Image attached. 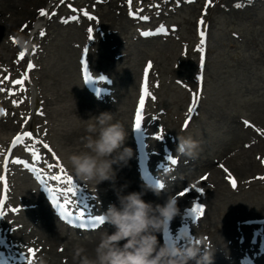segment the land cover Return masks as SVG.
Masks as SVG:
<instances>
[{
	"label": "rangeland",
	"instance_id": "obj_1",
	"mask_svg": "<svg viewBox=\"0 0 264 264\" xmlns=\"http://www.w3.org/2000/svg\"><path fill=\"white\" fill-rule=\"evenodd\" d=\"M57 1L59 2L56 0L53 5H56ZM86 1H89L90 4L85 5ZM131 1L129 3V0H65L57 9L59 23L52 27V23L55 22L49 17H45L39 21L42 30L35 31L33 34L30 33L31 26L36 22L38 12L44 8L47 0H38L36 3L28 2L29 6L25 7L26 11H18V18L14 21L13 26L4 31L5 36L2 35L3 39L11 40L10 42L15 45L14 51L9 54V57L12 56L11 59L14 61L18 60L19 51L26 49V43L30 39L31 46L35 44L38 46L41 42L39 48H47L48 51L43 50L40 53V59L43 61L42 67L31 70L26 78L29 89H26L24 100L20 105V109L23 110L18 113L19 117L16 116L20 121H26V119L31 121L30 126L24 124L22 129L26 126L33 135L24 138L22 143L15 146V149H18L16 157L19 160L21 154H26L25 150L35 149L39 156L48 160L46 149L41 146L40 142H37L38 139L43 144L48 141L52 148L64 145L63 139L70 138L71 140L72 138V141L75 142L76 139L79 140L78 137L84 135L86 120L99 115L101 112H110L114 114L115 119L123 123L127 133L125 146L131 149V156L126 163L119 166L113 165L116 169L114 181H117L124 191L141 192L145 201L152 202L154 205L163 204L169 195L174 196L177 192L165 195L160 191L157 195L150 189L151 187L147 182L143 180L144 184L142 183V179L140 180L137 176L136 147L130 135L131 114L135 101H138L140 97L138 91L141 92L139 83L141 70L151 62V72L149 71L151 78L148 79L151 80L153 90L150 91L151 97H147L146 107H148V114L152 112L151 114L154 116L155 126H150L156 130L159 122L158 127L162 131L156 132H167L165 139L160 140L153 137L152 131L146 132L150 155L154 161L164 162L167 153L176 155L178 137L190 135L199 141L200 148L195 159L181 156L177 161V163L188 161L193 166L180 170L178 175L183 178L177 179V184L181 189L190 187V185L193 186L199 178L204 176L203 173L209 169H217L218 162L227 163L224 161V153L230 154L244 143H248L251 147L250 141H253L252 138L255 137L259 139L257 142L254 141L251 149L257 148L256 145L260 146L264 141L261 137L264 136V131L255 133L259 131V127H264V0ZM53 9L55 10V7ZM126 9L129 11H123ZM107 10L110 12H106ZM204 10L206 15L202 16L201 12ZM200 15L204 17L203 21L206 22L198 25L197 20ZM112 16L116 17L113 21L112 18L110 19ZM20 21L21 23H18ZM158 24L163 25L165 30L158 31L156 28L159 26ZM202 25L206 31L207 40L206 51L202 55L203 63L202 57L198 58V50L196 49L199 37L198 28ZM89 29H91V33ZM41 32H44V35H40ZM146 32L149 33L142 35ZM90 35L93 37L91 40L89 39ZM31 36L34 37L31 38ZM106 36L110 40L103 38ZM85 49H87L85 62L91 64L94 72H102L109 77V82H106L107 84L102 83L101 85H105H100V90L109 86L111 77L112 89L116 88V91L101 95L99 91L95 94L84 86L83 78L79 72L81 65L79 54L82 56ZM33 60L38 61V64L42 63L36 58ZM200 60V63L203 64V70L199 72L202 74L201 81L203 83H201L199 93V105L194 113L188 115V119L191 117V121L184 129L180 120H183L185 116L188 98L192 99L191 93L193 92L194 81L197 79V67H199L197 63ZM25 62V60L21 61L19 71L9 74L10 78L16 76L21 78L25 75ZM45 66L46 69H44ZM121 68L122 70H120ZM31 84L34 86L38 84V87H43L48 97H60L61 104L67 107V110L65 113L59 110L57 116L65 118L74 115L77 124L73 129L67 127L64 133L60 135L58 134L60 131H54V129L49 131V128L44 127L47 122L44 120L45 116L36 115L40 107V98L36 95L37 90L34 93L35 104H31L33 98ZM47 84L50 89L47 88ZM61 88H68L70 93L63 92ZM190 104L192 102H189L187 109ZM245 121L251 126L257 125L259 127L251 128L249 127L250 124L247 125ZM42 123L45 125L42 126ZM148 124H146L144 117L145 128L149 127ZM176 130H180V134H176ZM0 132H4L3 135L6 133L5 129ZM252 132L255 134L254 136L250 135ZM39 133L43 139L35 136ZM246 137L247 140L249 138V142L245 141ZM4 146L5 141L0 142V151ZM166 148L169 149L163 150L161 155L156 154V151ZM21 159L27 161L26 158ZM205 163L206 165H204ZM222 163L220 164L222 165ZM186 164L188 165V163ZM41 165L39 166L41 170L51 171L48 165ZM176 166L178 167V165ZM263 168V166L252 168L248 174L255 175L256 173L259 176L264 174ZM13 173L16 176L22 175L20 177L23 180L20 186L22 185L29 193L31 201L38 202L40 209L50 218H53L51 224L57 225L55 228L59 227L64 232L73 230L72 233L80 235L85 232L70 228L54 217L56 209L49 206L42 192L36 190L41 184L36 175L34 176L31 172L21 168L20 165ZM54 174L59 175L55 172ZM235 176L239 185L236 189H233L231 185H225L227 182L224 179L226 189H230L231 192L226 195L228 198L213 193L202 196L207 200L206 203L200 202L204 209V215L199 216L200 218L203 217L204 221L210 222L209 229L213 231L214 236L223 234L220 227H223L229 216H231L233 226L236 227L238 223L243 225L242 216L264 214V210H258L259 204H262V207L264 205V179H253L250 188H241L242 177ZM75 180L73 177L71 184L63 183L68 187L76 186ZM44 184L48 186L47 183ZM55 184L57 183H51L49 186L52 187ZM97 185L93 188L100 189L98 201L103 204L108 195L114 193L116 189L112 186V181H103ZM52 188L56 189L55 187ZM31 194L34 195V198ZM19 196L22 197V194ZM79 199L75 195L66 197L62 202L79 201ZM235 203L239 204L241 209L247 206H251L252 209L247 212L240 211L241 214L238 216L234 215ZM178 208L181 213L177 221L178 225L176 223V229L178 236L181 234L182 240L180 242L178 240L176 244L183 245L185 240L182 234L187 231L188 227H179V222L184 220L181 214L186 206L179 202ZM92 209L87 212H92ZM187 211L190 212V208H187ZM195 225L199 227L198 224ZM51 229L53 230V228ZM246 230L249 231L250 229L246 228ZM202 233V229L198 228L189 235L196 237ZM207 233L209 236L211 235L209 231ZM230 235L233 236V234ZM157 238L161 242L160 231L157 233ZM259 239L258 244L262 246L263 252L255 255L254 264H264V237ZM235 264H237L236 260Z\"/></svg>",
	"mask_w": 264,
	"mask_h": 264
},
{
	"label": "bare ground",
	"instance_id": "obj_2",
	"mask_svg": "<svg viewBox=\"0 0 264 264\" xmlns=\"http://www.w3.org/2000/svg\"><path fill=\"white\" fill-rule=\"evenodd\" d=\"M55 1L56 0H47L44 8H42V10H44V12L46 13L45 15L41 16L40 15L41 9L39 10L38 16L36 18V22L31 26L32 28L30 31L31 34H33V32L35 31L37 32L38 30H42L40 29L39 21L45 19V17H49L50 20H53V22H55L52 23V27L55 24L59 23L60 20L58 19L59 14L57 13L58 11L57 9H59L58 8L59 5H61L65 0H59V2L57 1L58 2L56 4L57 7L56 5H53ZM28 2L36 3L38 2V0H0V89H3L2 91H0V131H4L5 129L6 132L5 135H7L8 137L6 141L0 140V142L5 141V146L0 151V176L4 177V180H0V200L4 201V206L0 207V210L4 212L6 211L5 212L6 218L5 216L3 218H0V264H28L29 260H31V262L36 261L37 264H74L73 254H74V249L76 247L82 246L86 249V252L89 256L93 255L94 248L99 241L101 232L104 229L111 232L113 231L112 227L110 225L105 224L103 225V228L99 226L95 229L88 228L85 230V232H82V235L72 233L73 230H71L70 232H64L59 227L55 228L57 227V225L51 224L53 218H50L46 213L43 212L42 209H40L38 202L31 201L29 199V193L26 192V190L22 187V185L20 186L21 181L23 180V178L20 177L22 175L18 174V176H16L13 173V171L18 168V165L21 166V164H25L26 162L30 161L29 162L30 166L27 165V168H30L29 169L30 171L36 173V176L40 178L42 183L48 184V186L44 184V188H40V190L48 193L50 197H56L59 203L65 204V208H64L65 210L62 209L64 213L63 217L59 215L57 217L59 219H63L68 215V213H71V211H75V210L83 211V214L87 215V211L91 210L92 208H93L92 213L90 214L101 216L106 211L109 204L118 205V200L116 196L117 191H122L123 193H126L127 190L124 191L117 181H112V186H114L116 191L111 195H108L106 202L101 204V202L98 201L99 199L98 193L100 189L99 188L97 190L94 189L93 185L85 184L75 176V174L66 165L65 160L61 155L60 145L59 147L56 146V148H52L49 146V149L45 150L47 152L46 153L47 156L49 157L48 160L44 159L42 156H39V154L34 149V150H25L26 154L20 155L19 160L22 161L23 163L16 164L12 162L13 160L18 159L16 157L17 156L16 151L18 149H15L16 145H13L12 141L18 134L27 132L25 130L26 126H24V129H22V126L24 124H26L27 126H30L31 124V121L28 119H26V121L23 120L20 121L19 119H17L18 113L23 110L22 108L20 109V105L22 104V100H24L23 95L25 93V89L28 88L26 83V78L30 74L31 70L35 69L36 67L38 69L42 67L43 61L42 59H40L41 58L40 53H42L43 50H46L45 52L48 51L47 48H39L41 42L40 45L38 46L36 44L31 46V41H30L31 39H30L26 43L27 44L26 49L19 51L17 55L18 60L14 61L13 59H11L12 58L11 55H10L11 57H9V54L14 51L15 45H13L10 42L11 40L8 41L6 39H3L2 35L4 34L5 30H8L13 26L14 21L18 18L17 16L18 11H26L25 7L29 6ZM89 4H90L89 1H86L85 5H89ZM54 7L55 10L53 9ZM118 10H122V9L119 8ZM123 11H129V10L126 9ZM106 12H110V11L107 10ZM132 14L133 12L131 13V15ZM201 15L205 16L206 11L205 10L202 11ZM111 18L112 21L114 20V18L116 19V17L113 16L110 17V19ZM203 18L204 17H200V22L203 21ZM205 22L206 21H203V23ZM18 23H21V21ZM158 25L159 26L158 27L156 26V28H158V31H160V29L163 28L162 27L163 25L160 24ZM203 29H204L203 27L200 28L201 31H203ZM164 30L165 28H163V31ZM5 35L6 34H4V36ZM32 37L34 36H31V38ZM103 38L110 40L109 38H107V36ZM20 53L24 54L23 57L20 56ZM114 54L116 55V53ZM115 55L114 57H117ZM82 56H84V54ZM34 57L37 60H39V62L41 61L42 63L38 64V61L35 62L33 60L35 59ZM199 57L201 58L200 55ZM22 60H25L26 61L25 63L27 64L25 75L21 78L17 76L15 78H10V75L12 73L19 71V64L21 63ZM29 61L34 65L33 69H28ZM80 61L83 67L82 70L83 75H87L89 74V72L93 71V68H91V66H89L88 63L85 62L84 58H80ZM147 65L148 64H146V66ZM198 66H199L197 67L198 72L196 74L197 79L194 81V88H193V92L191 93L192 99L188 98L186 103L185 112H184L185 116L183 118L184 122L186 119H188L189 113L187 112L188 110L187 106L189 105V102L193 101L194 94H198V99L195 103V108L192 111V113H194V111L197 109L199 105V99H200L199 93L201 90V83H203L201 81L202 74L199 71L203 70V64L198 63ZM44 69H46V66L44 67ZM144 69L145 67H143L140 73L141 75L139 82L140 90L144 82ZM120 70H122V68ZM149 71L151 72V68ZM97 73L98 72H93L91 74L93 78L86 76L87 77L86 80L95 86L101 85L102 83H106L105 81L101 80V77H99V79L97 78L98 76L96 75ZM150 74H148L149 79L151 78ZM148 78H147L148 92L150 93V91H152L153 88H152L151 80H149ZM14 80H23L24 82L22 84H14L13 83ZM24 84H26V86H24ZM35 85L37 87L32 84L30 85L31 91L33 92L32 93L33 98L31 104L32 103L35 104L34 93L37 90L36 95L40 98L39 100L40 107L38 109V112H36V115L42 114L45 116L44 120H47L46 125L45 123H42L41 125L42 126L45 125L44 127L49 128V131L51 129L52 130L54 129V131L55 130L60 131L58 133L60 135L64 133L67 127H69V129L70 128L73 129L74 126L77 124L76 119H74V115L65 118L64 117L62 118L61 116H57L59 110L64 113L65 110H67V107L61 104L60 97L59 96L48 97L43 87H38V84ZM104 85L105 84L101 86ZM111 85L112 84L110 77L109 86L104 88V90H100L101 88L100 87L99 93H101V95L104 94L107 95L109 92L112 93L113 91H116L117 89L116 88L112 89ZM47 88H49L48 84H47ZM61 89L63 92L67 94L70 93L68 88H61ZM147 97L150 98L151 96L145 97V106L142 112L143 119L141 122L144 123V117H145L146 124H148L149 122L148 125L150 128L149 127L145 128L144 126L143 133H141L140 131H137L138 128L134 126L135 121L130 122L131 135L133 138V143L135 144L136 147V154L139 153V157L138 159H136V168L138 170V175H140V179L147 182V184L151 187L150 189H152V187L155 186L157 183L162 182L164 185L163 189L161 190L162 194L168 195L170 193L177 192V194L174 195L176 197L177 208L179 202H181L184 206H186V209L181 214V216L184 217V220L179 222V227L181 228L188 227L187 232L189 234L194 233L195 230L198 228L202 229L203 233L196 235L195 237L196 242H203L206 247H214L213 264H235V260L237 264H254L253 258L255 257V255L257 253L263 252L262 246L258 244L259 243L258 239L264 237V214L249 216V217L242 216L243 225L238 223L236 227L233 226L231 216H229V218L226 220V223H224L223 227L222 228L220 227V231L223 232L222 234L223 237H221L222 236L221 233L218 236H214L213 231L209 229L211 225L210 222L204 221L202 219L203 217L200 218L199 215L194 216L193 214L187 211V208L191 209L197 205H201V203H206L207 198L202 196H205L206 194L209 193L223 195L224 197L226 195H229L231 193L229 191L230 189L228 190L225 187V185H231L227 178L229 174L233 178L236 177L235 175L242 177L241 188L242 187L250 188L251 185L253 184V179L256 180L257 178L264 177V174L257 176L255 172H254L255 175L254 174L251 175V173L248 174V171L251 170L252 168L259 166L264 167V162H262L264 161V141L262 142V144H260V146L256 145L258 149L257 148L251 149L254 144V141L257 142L259 138L255 137L252 138L253 141H250L249 138L247 140L246 137L245 141L246 142L250 141L251 147H249L248 143L247 144L244 143L243 145L238 147L234 152H231L230 154L224 153V161L227 162L226 164L225 163L223 164L221 161L218 162L217 169L216 168L209 169V171L203 173L204 174L203 177H206V179L202 180L201 178H199L195 182L196 186L190 185V187H186V188L183 187L181 189L177 184L178 183L177 179L181 180L183 177L179 176L178 173L181 172L180 170L193 166H191L188 161L186 162L181 161L176 164H172L169 157H173V156L177 157V155L173 153H167L164 162H161L160 160L156 162L153 160L152 156L150 155L151 151L147 147V142H145L147 140L146 132L152 131L151 133H153V137L159 140L165 139V133L167 134V132H162V133L156 132L159 130L162 131L158 127V125H160L159 122L157 124L156 130L150 126L152 125L154 127L155 123L153 119L154 116L153 114H151L152 112L148 114V110H147L148 107H146ZM13 101H15V103H13ZM138 103L139 102H137V104ZM137 104H136V108L138 107ZM50 114L52 117L50 116ZM67 115H71V114H67ZM188 120L190 123L191 117ZM255 126L259 127L257 125H253V126L249 125V127L251 128H255ZM183 128L185 129L184 124H183ZM263 128L264 127L262 128L259 127L258 132H255L254 130L253 131L255 133H261L264 131ZM0 133L3 134L4 132H0ZM169 134L174 135L173 133L170 132ZM176 134H180V130H176ZM250 135L254 136L255 134L252 132ZM35 136H39L41 139H43V136L40 133L36 134ZM261 137L264 139V136ZM78 138L80 139V137ZM63 140H64V145H75L79 141L78 139H76V141L74 142L72 141V138L71 140L70 138ZM37 142H40L41 146L43 147L44 144L39 139L37 140ZM45 142L46 144H48V141ZM138 145L141 146L138 147ZM168 149L169 148L162 149L161 151H156V154L161 155L164 152L163 150H168ZM33 152L37 154L40 158L32 159ZM5 157H7L8 159L7 167H5V163H4ZM57 157L59 159H57ZM21 158H26L27 161H24ZM186 163H188V165ZM220 163H222L223 168L221 167ZM41 164L48 165L51 171L48 172V170H44V171L41 170L39 168V166H42ZM176 165H178V167ZM204 165H206V163ZM61 166L68 175H71L76 179L74 182H76L77 185L71 186V188H73L74 190V194L65 192V189L68 188V186H66L63 183L66 182L65 179L59 181H53L51 179L52 176L56 175L54 174V172L61 175V171H60ZM225 169H227V171H225ZM224 179L228 184L226 183L224 185ZM54 182H56L57 184H55V186L52 187H55L56 189H53L52 187L49 186L51 183L54 184ZM5 183L7 185L6 187H5ZM185 190L187 191L185 192ZM181 192H185L183 196L179 195V193ZM192 193L195 194L191 195ZM20 194H22V197L19 196ZM31 195L34 198V195L33 194ZM75 195H77L80 198L79 201H71V203H68L67 205L65 202H62V200L65 199L66 197H71ZM226 197L228 198V196ZM258 207H259L258 210H264V205L262 207V204H259ZM13 208H17L19 209V211L13 212L12 211ZM251 209H252L251 206H247L241 209L239 207V204L235 203L234 215L238 216V214H241L240 211L247 212L250 211ZM180 213L181 211L178 208V213L170 220L165 221L164 226L160 230V239H161L160 243L172 244L176 242L178 243V240L179 242L182 240L181 234H179L178 236V232L176 229V223L178 221ZM194 223L198 224L199 227ZM50 225L53 227H51ZM51 228H53V230ZM246 228L250 230L248 231L246 230ZM207 231L210 232L211 237L209 236ZM220 231L218 230V232ZM230 234H233V236H231ZM228 235L229 237H226ZM29 248H33L36 250L34 255L29 254L28 252Z\"/></svg>",
	"mask_w": 264,
	"mask_h": 264
},
{
	"label": "clouds",
	"instance_id": "obj_3",
	"mask_svg": "<svg viewBox=\"0 0 264 264\" xmlns=\"http://www.w3.org/2000/svg\"><path fill=\"white\" fill-rule=\"evenodd\" d=\"M85 122L84 135L77 144L63 145L60 152L81 182L96 187L103 181H114L116 169L113 165L126 163L131 149L125 146V127L114 114L101 112ZM7 139V135L0 134V140ZM199 148L200 142L190 135L177 138V158L195 159ZM163 187L162 182L157 183L152 191L159 195ZM117 200L118 205L109 204L101 215L103 223L99 225L102 228L110 225L113 231L104 229L101 232L91 256L84 247H76L74 264H213L214 247L196 242L195 236L187 231L182 234L183 245L159 242L157 233L166 220L178 213L175 196L169 195L163 204L154 205L145 201L141 192L117 191Z\"/></svg>",
	"mask_w": 264,
	"mask_h": 264
},
{
	"label": "snow or ice",
	"instance_id": "obj_4",
	"mask_svg": "<svg viewBox=\"0 0 264 264\" xmlns=\"http://www.w3.org/2000/svg\"><path fill=\"white\" fill-rule=\"evenodd\" d=\"M129 3H131V0H129ZM237 6H239V5H237ZM45 14H46V13L44 12V10H40V15H41V16H43V15H45ZM130 14H131V13H130ZM85 15H87V13H85ZM144 19H147V17H144ZM201 23H203V21H201ZM160 30L163 31V28H161ZM89 32L91 33V29H89ZM40 35H44V32H41ZM144 35H147V33H144ZM200 35H201V41H200V44L202 45L203 42H204V41H203V36H204L203 31H201ZM89 39L91 40V39H93V37L90 35V36H89ZM85 52H87V49H85ZM23 55H24L23 53H20V56H21V57H23ZM82 63H83V62H82ZM202 63H203V57H202ZM151 66H152V65H151V62H149L148 65H147V66L145 67V69H144V82H143V84H142V88H141V94H140V97H139L138 107H137L136 110H135V125H134V126H135L136 128H139V127H140V125H141V121H142V119H143L142 112H143V109H144V106H145V97L151 95V93L148 92V83H147V78H148V74H149V70H150ZM33 68H34V65L29 61V62H28V69H33ZM25 78H26V77H25ZM101 78H102V77H101ZM5 79H7V78H5ZM85 79H87V77H85ZM23 82H24L23 80H14V81H13L14 84H22ZM2 90H3V89H0V91H2ZM152 98L154 99V97H152ZM197 99H198V94H194V95H193V101H192V104H190V106H189V108H188V113H189V114L192 113V111L194 110V105H195ZM13 103H15V101H13ZM189 118H190V117H189ZM188 123H189V120L186 119L185 122H184V127H185V128H187ZM245 123L247 124V121H245ZM32 135H33V134H32L31 132H24V133H22V134H18V135L13 139L12 143H13V145H16V144L22 143L25 137H31ZM43 147H44L45 149H49V145H48V144H44ZM39 158H40V157H39L37 154H35V153L33 152L32 159H39ZM57 159H59V158L57 157ZM169 159L171 160V163H172V164H176V163H177V161H176L175 159H172L171 157H169ZM12 162H13V163H16V164L23 163L22 161H20V160H18V159H17V160H13ZM262 162H264V161H262ZM4 163H5V167H7V164H8V159H7V157H5V161H4ZM221 167L223 168V165H221ZM60 171H61V175H54V176L51 177V179H52L53 181H59V180L65 179V181H66L67 184H71V183L73 182V177H72L71 175H68V174L64 171V169H63L62 166L60 167ZM225 171H227V169H225ZM227 178H228V180H229V183L231 184V187H232L233 189H236V188H237V182H236L235 178H233L230 174H229V176H228ZM201 179H202V180H203V179H206V177H202ZM259 179H264V177H260ZM0 180H4V177H3V176H0ZM6 186H7V185H6V183H5V187H6ZM186 191H187V190H185V192H186ZM65 192H66V193H73V194H74V190H73V188H71V187L66 188V189H65ZM185 192H181V193H179V195H180V196H183ZM55 202H56V206H57V207H59V208H61V209H64V208H65V204H61V203H59L58 200L55 201ZM70 202H71V201H66L65 203H70ZM3 206H4V201H3V200H0V207H3ZM12 211H13V212H18L19 209H17V208H13ZM190 212H191V214H193L194 216H196V215H200V216L204 215V209H203V206H202V205H197V206L191 208V209H190ZM63 214H64V213L62 212V213H61V216H62V217H63ZM68 215H71V213H68ZM4 216H5V212L2 211V210H0V218H3ZM88 219L91 221V223L88 224V225L81 224V225H80L81 228H83V227H90V228L95 229V228H97L100 224L103 223V217H102V216H99V215H98V216H92V217H89ZM28 252H29V254L34 255L35 252H36V250L33 249V248H29V249H28ZM28 264H31V260L28 261Z\"/></svg>",
	"mask_w": 264,
	"mask_h": 264
}]
</instances>
